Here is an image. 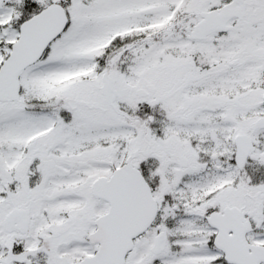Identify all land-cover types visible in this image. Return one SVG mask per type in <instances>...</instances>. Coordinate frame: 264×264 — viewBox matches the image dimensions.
Wrapping results in <instances>:
<instances>
[{"label":"snow or ice","instance_id":"snow-or-ice-1","mask_svg":"<svg viewBox=\"0 0 264 264\" xmlns=\"http://www.w3.org/2000/svg\"><path fill=\"white\" fill-rule=\"evenodd\" d=\"M0 264H264V0H0Z\"/></svg>","mask_w":264,"mask_h":264}]
</instances>
